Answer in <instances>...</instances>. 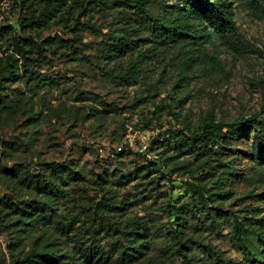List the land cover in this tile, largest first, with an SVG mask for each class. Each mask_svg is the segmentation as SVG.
Instances as JSON below:
<instances>
[{"label":"rangeland","instance_id":"obj_1","mask_svg":"<svg viewBox=\"0 0 264 264\" xmlns=\"http://www.w3.org/2000/svg\"><path fill=\"white\" fill-rule=\"evenodd\" d=\"M41 1L0 0V201L46 202L43 181L62 218L43 223L86 264H113L133 226L149 264H264V0ZM44 7L50 19L22 32ZM252 115L230 144H189L209 116ZM94 213L113 229L91 228ZM10 235L0 226V264Z\"/></svg>","mask_w":264,"mask_h":264},{"label":"trees","instance_id":"obj_2","mask_svg":"<svg viewBox=\"0 0 264 264\" xmlns=\"http://www.w3.org/2000/svg\"><path fill=\"white\" fill-rule=\"evenodd\" d=\"M126 5L129 7H134L138 10L146 12V9L149 5H151L152 0H125ZM36 3L41 5V0H36ZM134 3V5H132ZM28 9V8H27ZM47 7H44L41 16L35 18L34 14L31 12L30 15H24L21 23L27 22V20H31L29 24H21L22 32L25 34L29 33L27 28H31V26L35 25L32 23L34 19L38 25L43 26L50 19L48 15ZM211 19L217 20L219 25V31L224 35L229 33L232 35L234 25L230 17L227 13L212 11ZM216 14V16H213ZM38 20H43V22H39ZM9 30H13V27H9ZM20 42H17L21 47L18 51V55L23 56L24 59L27 58V54L33 48V39L24 38V40L19 39ZM122 48L118 49L117 53H122ZM9 66L7 65H4ZM2 72H5L2 67ZM9 73H12L11 70H8ZM2 75V73H1ZM0 103H2V96H0ZM258 123V116L252 115L242 118H237L230 123L217 122L213 116H209L206 119L205 125L202 127L201 132L198 134L190 135L191 140L189 144L197 150L201 151L203 149H207L208 146H217L218 142H221L222 145L230 144L235 138H240L245 135L250 129L254 128ZM262 127H264V119L262 120ZM186 139V138H185ZM263 143H258V148L260 151V159L264 160V148H262ZM229 148V147H228ZM58 172V170H55ZM76 172H74L75 174ZM58 174L61 177V181H64L62 177L63 172L59 170ZM78 180L76 175H71V180ZM38 187H42L44 190L43 195L47 196L46 202H38L36 204H32L29 207H15L13 209V204H10L4 200L0 201V226L6 230L7 233L13 234L10 240L11 243L8 247V254L11 259V264H86L81 257L77 254L76 249L73 247H69L64 237L57 233L56 228H51L50 225L44 224L42 220L45 218L50 219L52 217L58 218L62 220V218L57 216L58 206H55V203L51 205L53 202L49 196H51L52 191L45 187L43 181L39 179V181H34ZM61 194H64V189H62ZM51 202V203H50ZM79 207L76 206V209ZM90 210V209H89ZM89 213V211H86ZM92 226L94 228L96 225H100L104 227L106 230L113 229L112 225L108 222L106 225L103 224V220H101V216L98 213H94L92 215ZM91 217V216H90ZM99 218V219H98ZM64 225L65 222H62ZM83 223H81L77 230H80ZM132 233L130 236H126L128 238L129 246L126 247L124 243H120V240L117 241V252L118 256L112 262L113 264H149L150 257L142 252H140L141 246H145L149 241V237H144L146 235L142 234V231L145 228L139 229L137 226L132 227ZM98 230H94L93 233L88 237L90 243L93 246H98L96 243L100 241L97 239ZM179 232V231H176ZM85 233H83L84 235ZM174 238H177L176 236ZM79 252L85 251L86 254L92 255L90 249L85 250L86 242L84 239H80L78 242ZM97 252V253H96ZM101 249L94 251V255L100 253ZM108 255V254H107ZM110 258L112 254L108 255ZM98 258V257H97ZM107 260V261H108Z\"/></svg>","mask_w":264,"mask_h":264}]
</instances>
